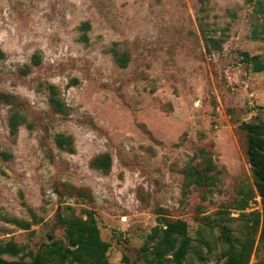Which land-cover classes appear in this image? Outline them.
Returning a JSON list of instances; mask_svg holds the SVG:
<instances>
[{
  "label": "rangeland",
  "instance_id": "obj_1",
  "mask_svg": "<svg viewBox=\"0 0 264 264\" xmlns=\"http://www.w3.org/2000/svg\"><path fill=\"white\" fill-rule=\"evenodd\" d=\"M258 2L0 0V244L21 249L5 259L65 241L58 218L89 211L111 263L142 262L151 228L181 220L183 264H224L220 228L241 237L251 184L240 124L264 120V70L242 56L264 61ZM102 154L106 174L90 166ZM249 264H264L260 245Z\"/></svg>",
  "mask_w": 264,
  "mask_h": 264
},
{
  "label": "trees",
  "instance_id": "obj_2",
  "mask_svg": "<svg viewBox=\"0 0 264 264\" xmlns=\"http://www.w3.org/2000/svg\"><path fill=\"white\" fill-rule=\"evenodd\" d=\"M257 12L264 14V0H259ZM242 56L243 61L250 64L254 72L264 70V61L259 56H250L245 52ZM53 105L56 111H63L57 100H53ZM19 125L18 117L10 116L9 133L15 136ZM240 129L246 135L251 184L241 190L234 208L240 211L241 217L246 218L244 229L240 232L241 237H232L227 226L220 228L219 238L225 247L222 255L224 264H249L255 247L260 245L264 249V208L261 212H243L256 197L264 201V120L242 122ZM54 143L61 151H73L70 136L57 134ZM90 166L106 174L111 167V158L109 154L99 155L91 161ZM187 177L199 186L213 180L212 176L198 172H189ZM58 221L63 227L65 241H50L31 255L28 261L5 259V256L17 257L21 249L11 242L0 244V264H183L192 248L186 223L181 220L166 221L151 228L146 238L147 246L142 248V262H129L123 257L119 263H111L107 259L109 244L101 239L96 219L91 212L86 211L85 218L74 214L60 216Z\"/></svg>",
  "mask_w": 264,
  "mask_h": 264
},
{
  "label": "built area",
  "instance_id": "obj_3",
  "mask_svg": "<svg viewBox=\"0 0 264 264\" xmlns=\"http://www.w3.org/2000/svg\"><path fill=\"white\" fill-rule=\"evenodd\" d=\"M256 198H258V197H256Z\"/></svg>",
  "mask_w": 264,
  "mask_h": 264
}]
</instances>
